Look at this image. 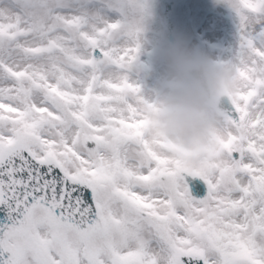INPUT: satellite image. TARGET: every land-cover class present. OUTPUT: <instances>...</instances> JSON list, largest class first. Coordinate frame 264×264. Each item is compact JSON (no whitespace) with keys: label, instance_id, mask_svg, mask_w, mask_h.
I'll use <instances>...</instances> for the list:
<instances>
[{"label":"snow or ice","instance_id":"snow-or-ice-1","mask_svg":"<svg viewBox=\"0 0 264 264\" xmlns=\"http://www.w3.org/2000/svg\"><path fill=\"white\" fill-rule=\"evenodd\" d=\"M222 2L239 87L192 170L129 75L148 0H0V264H264V0Z\"/></svg>","mask_w":264,"mask_h":264},{"label":"clouds","instance_id":"clouds-1","mask_svg":"<svg viewBox=\"0 0 264 264\" xmlns=\"http://www.w3.org/2000/svg\"><path fill=\"white\" fill-rule=\"evenodd\" d=\"M161 71L143 113L151 136L174 146L172 159L199 169L218 151L219 113L238 91L233 68L179 34L165 37L160 48Z\"/></svg>","mask_w":264,"mask_h":264},{"label":"rangeland","instance_id":"rangeland-1","mask_svg":"<svg viewBox=\"0 0 264 264\" xmlns=\"http://www.w3.org/2000/svg\"><path fill=\"white\" fill-rule=\"evenodd\" d=\"M148 5L138 54L141 64L135 62L129 72L146 96L158 82L165 37L182 35L216 60L233 56L237 43L235 16L222 0H148ZM210 44H216L217 49Z\"/></svg>","mask_w":264,"mask_h":264}]
</instances>
